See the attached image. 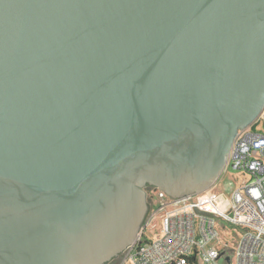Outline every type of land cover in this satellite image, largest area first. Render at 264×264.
Listing matches in <instances>:
<instances>
[{
    "label": "water",
    "instance_id": "obj_1",
    "mask_svg": "<svg viewBox=\"0 0 264 264\" xmlns=\"http://www.w3.org/2000/svg\"><path fill=\"white\" fill-rule=\"evenodd\" d=\"M263 110L264 0H0V264H109Z\"/></svg>",
    "mask_w": 264,
    "mask_h": 264
},
{
    "label": "built area",
    "instance_id": "obj_2",
    "mask_svg": "<svg viewBox=\"0 0 264 264\" xmlns=\"http://www.w3.org/2000/svg\"><path fill=\"white\" fill-rule=\"evenodd\" d=\"M257 125L264 128V110L234 139L222 176L233 174L238 186L225 201L211 189L181 199L146 190L150 213L121 264H264V133ZM220 231L231 232L234 249Z\"/></svg>",
    "mask_w": 264,
    "mask_h": 264
},
{
    "label": "rangeland",
    "instance_id": "obj_3",
    "mask_svg": "<svg viewBox=\"0 0 264 264\" xmlns=\"http://www.w3.org/2000/svg\"><path fill=\"white\" fill-rule=\"evenodd\" d=\"M257 130L261 133H264V128L261 125H257ZM237 186H238V182L236 181V176H234L233 174H228L227 176H221L220 179L217 181V183L211 188V191L212 193L220 197L223 201H225L226 197H228L226 196V194L236 189ZM149 228H153V225H150L148 229ZM219 234H220V240L226 241L228 247L230 249H234V246L232 244L234 240L231 237H229L231 232L220 231ZM112 264H121V259L114 260ZM232 264H235V260H233Z\"/></svg>",
    "mask_w": 264,
    "mask_h": 264
},
{
    "label": "flooded vegetation",
    "instance_id": "obj_4",
    "mask_svg": "<svg viewBox=\"0 0 264 264\" xmlns=\"http://www.w3.org/2000/svg\"><path fill=\"white\" fill-rule=\"evenodd\" d=\"M121 257H122V256H121ZM121 257H118L117 259H121ZM117 259H115V260H117ZM113 261H114V260H113ZM113 261H111L109 264H112Z\"/></svg>",
    "mask_w": 264,
    "mask_h": 264
}]
</instances>
